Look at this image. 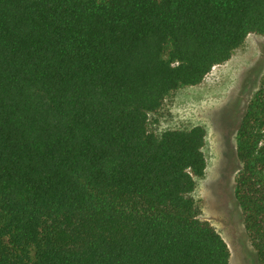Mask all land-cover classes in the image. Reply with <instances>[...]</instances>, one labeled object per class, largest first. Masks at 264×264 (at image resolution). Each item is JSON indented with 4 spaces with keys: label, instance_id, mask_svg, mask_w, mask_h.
<instances>
[{
    "label": "trees",
    "instance_id": "trees-1",
    "mask_svg": "<svg viewBox=\"0 0 264 264\" xmlns=\"http://www.w3.org/2000/svg\"><path fill=\"white\" fill-rule=\"evenodd\" d=\"M250 34L264 0H0V264H230L201 219V125L149 130ZM235 198L264 264V77Z\"/></svg>",
    "mask_w": 264,
    "mask_h": 264
},
{
    "label": "rangeland",
    "instance_id": "rangeland-1",
    "mask_svg": "<svg viewBox=\"0 0 264 264\" xmlns=\"http://www.w3.org/2000/svg\"><path fill=\"white\" fill-rule=\"evenodd\" d=\"M264 77V36L250 34L230 60L218 65L197 86L169 95L151 114L149 130L205 127L207 169L193 194L201 219L210 222L231 251L230 264H259L247 235L243 213L235 198L241 169L236 134L242 116Z\"/></svg>",
    "mask_w": 264,
    "mask_h": 264
}]
</instances>
